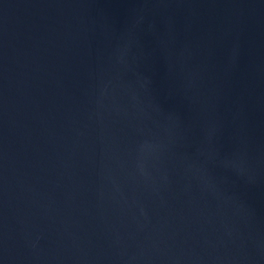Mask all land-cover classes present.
Instances as JSON below:
<instances>
[{
  "label": "water",
  "instance_id": "95a60500",
  "mask_svg": "<svg viewBox=\"0 0 264 264\" xmlns=\"http://www.w3.org/2000/svg\"><path fill=\"white\" fill-rule=\"evenodd\" d=\"M0 264H264V0H0Z\"/></svg>",
  "mask_w": 264,
  "mask_h": 264
}]
</instances>
